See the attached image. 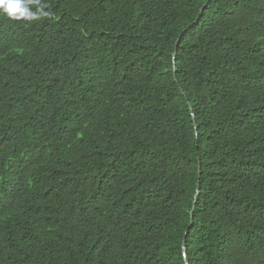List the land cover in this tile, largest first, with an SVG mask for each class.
Segmentation results:
<instances>
[{"label":"trees","instance_id":"1","mask_svg":"<svg viewBox=\"0 0 264 264\" xmlns=\"http://www.w3.org/2000/svg\"><path fill=\"white\" fill-rule=\"evenodd\" d=\"M41 2L0 14V264H264V0Z\"/></svg>","mask_w":264,"mask_h":264},{"label":"clouds","instance_id":"2","mask_svg":"<svg viewBox=\"0 0 264 264\" xmlns=\"http://www.w3.org/2000/svg\"><path fill=\"white\" fill-rule=\"evenodd\" d=\"M45 7L41 0H0V14L13 21L32 22L48 17L51 13Z\"/></svg>","mask_w":264,"mask_h":264},{"label":"water","instance_id":"3","mask_svg":"<svg viewBox=\"0 0 264 264\" xmlns=\"http://www.w3.org/2000/svg\"><path fill=\"white\" fill-rule=\"evenodd\" d=\"M199 171H200V175H201V172H202V167L201 166L199 168ZM200 187H201V182L198 183L196 197L200 194ZM194 209H195V205H194V208L192 210V213L194 212ZM183 252H184V255H185L186 264H190V260H189V257L187 255V248H186V243L185 242L183 243Z\"/></svg>","mask_w":264,"mask_h":264}]
</instances>
